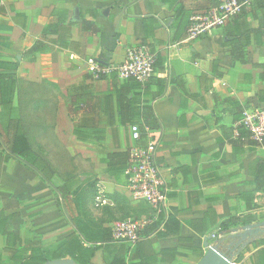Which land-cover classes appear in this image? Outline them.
<instances>
[{"label": "crops", "instance_id": "0c3cea01", "mask_svg": "<svg viewBox=\"0 0 264 264\" xmlns=\"http://www.w3.org/2000/svg\"><path fill=\"white\" fill-rule=\"evenodd\" d=\"M219 1L0 0V73L15 74L19 84L13 116L23 119L34 150L55 172L48 181L23 159L7 150L1 153L0 264H22L39 246L53 252L70 234H78L77 226L89 227L92 237H99L101 229L111 235L121 220L154 219L147 204L133 201L125 173L113 176L107 164L108 155H131L134 147L151 143L157 144L156 163L170 187L168 222L159 228L161 233L135 243L113 237L110 243H95L99 249L86 264H198L207 252V238L214 244L233 228L264 222L259 172L264 146L241 137V111L235 107L239 104L244 111L264 105V1L225 26L191 38L189 17L205 14ZM54 10L69 11L77 22L72 39L80 51L25 57ZM235 21H244L253 31L248 63L234 61L225 47L226 32L238 30ZM84 22L96 24L101 32L84 31ZM139 44L157 53L155 75L119 103L114 91L128 80L92 77L89 60L120 64L127 48ZM215 61L219 75L212 73ZM78 85L86 94L79 115L87 138L83 142L68 111L69 88ZM151 114L158 126L134 142L132 124L149 122ZM73 180L78 189L63 200L57 188ZM99 189L110 204L96 209ZM235 218L239 225L221 230ZM263 241L264 234L234 264H264Z\"/></svg>", "mask_w": 264, "mask_h": 264}, {"label": "trees", "instance_id": "16d2710c", "mask_svg": "<svg viewBox=\"0 0 264 264\" xmlns=\"http://www.w3.org/2000/svg\"><path fill=\"white\" fill-rule=\"evenodd\" d=\"M263 1L264 0H257L254 3H260ZM183 16H185V14ZM236 23L238 30L234 32H226L225 47L229 50V53L233 57L234 61L248 63L251 59V53L248 48L251 45V35L253 34V31L244 21H235V24ZM75 25H77V22L70 19L69 11L54 10L51 17L47 21L41 39L37 40L25 53V57H32L39 53H51L58 50H71L78 53L80 51V44L72 39V28ZM190 26L191 17H189L188 29ZM83 29L84 31L92 32L93 34L101 32V29L96 24L90 22H84ZM52 36H55L56 38H51ZM218 67H220L219 62H213V74L219 75V73H217ZM91 76L94 77L93 74H91ZM220 76H222V73ZM104 77L105 76L101 75L99 79H103ZM108 77L113 78V80L117 78L114 72H112ZM142 86H144V84L135 79H130L126 84L120 86V89H115L114 92L116 93L120 103L124 100L128 101V99H130L132 89H137ZM18 91L19 84L16 75L5 76L0 73V155L2 152L7 150L11 154L23 159L29 166L39 171L46 180L50 181L55 173L54 170L51 168L48 161L34 150L31 145L30 138L24 130L23 119H17L13 116L15 103L18 102ZM85 95L83 85L72 86L69 88V96L71 97V104L68 106L69 116L75 124V135L77 139L82 142L87 139L83 137V133L80 130V127L83 125L79 120V115L83 111V107L81 105ZM19 105L24 107L26 106V103L24 104V102L22 103L21 101ZM235 107L241 111L240 117H237V121L240 123L244 111L241 109L239 104L235 103ZM148 120L149 122L143 123L140 126L142 130V138L146 136V129L154 128L155 124L158 126L157 122H155L157 119L153 114L148 116ZM237 129L239 130L241 137L252 139L250 132H246L243 126L240 125ZM253 143L264 146V139L261 143L253 140ZM107 161L110 174L118 177V175L125 173L128 169L130 153L108 155ZM115 162H117V168L114 169ZM119 163L120 167L118 168ZM259 172H261L262 183L264 184V159L259 161ZM77 182V180H73L66 183L64 186L57 188L63 200H66V198L73 192L75 193L76 189H78ZM0 218L2 220L4 216L0 214ZM163 220V217L157 218L156 221L146 225L141 231V237H148L154 233H161L159 232V228L161 227ZM166 222H168V220ZM239 223L240 220L235 218L232 220L231 224H224L221 230L229 232V229L232 226H237ZM77 228L78 234H76V232L70 234L67 237L69 238L68 241L58 245L53 252H46L42 246L31 249L30 252L32 253V256L30 260L22 262V264H45L48 261L60 259H72L77 264H86L85 260L90 257L93 258L96 251L99 249L95 243L103 244L110 243L112 241V234L110 235V231H107L106 229H101L99 231V237H92L89 233V227L86 228L77 226ZM10 233L11 232H8V235ZM86 243H92L95 246H85ZM262 244H264V241Z\"/></svg>", "mask_w": 264, "mask_h": 264}, {"label": "built area", "instance_id": "2783aa9c", "mask_svg": "<svg viewBox=\"0 0 264 264\" xmlns=\"http://www.w3.org/2000/svg\"><path fill=\"white\" fill-rule=\"evenodd\" d=\"M257 0H220L218 5L205 14L191 18L189 35L191 38L209 31L212 28L223 27L226 22L250 7ZM158 55L149 46L139 44L127 48L125 58L120 64L106 65L92 58L89 60L90 73L94 77L109 76L115 73L119 81L135 79L142 84L148 83L155 75V66ZM248 132L252 139L261 143L264 139V105L249 107L244 110L239 123ZM148 129H146V134ZM131 139L139 142L142 139V130L138 125L131 126ZM157 144L151 143L146 147L131 151L128 169L125 172L127 188L133 201L145 203L152 210L154 219L130 218L117 222L112 228V237L115 242L135 243L141 238L142 229L154 222L158 217L168 220V202L170 187L161 169L156 163ZM110 204L102 190H97L94 205L96 209Z\"/></svg>", "mask_w": 264, "mask_h": 264}, {"label": "water", "instance_id": "95a60500", "mask_svg": "<svg viewBox=\"0 0 264 264\" xmlns=\"http://www.w3.org/2000/svg\"><path fill=\"white\" fill-rule=\"evenodd\" d=\"M264 234V222L248 224L233 228L224 238H219L214 244H209L212 238H207L204 246L206 254L198 264H234V259L242 250ZM45 264H77L72 259L51 260Z\"/></svg>", "mask_w": 264, "mask_h": 264}]
</instances>
